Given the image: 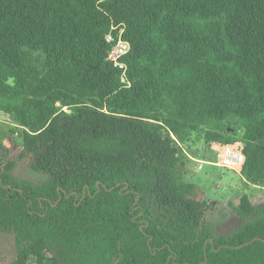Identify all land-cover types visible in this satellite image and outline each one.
Listing matches in <instances>:
<instances>
[{"label":"trees","instance_id":"obj_1","mask_svg":"<svg viewBox=\"0 0 264 264\" xmlns=\"http://www.w3.org/2000/svg\"><path fill=\"white\" fill-rule=\"evenodd\" d=\"M116 25L125 81L108 59ZM0 113L46 175L0 162L11 264H166L140 210L183 263L264 264V201L243 195L240 223L216 231L187 150L242 142L243 182L264 186V0H0Z\"/></svg>","mask_w":264,"mask_h":264},{"label":"rangeland","instance_id":"obj_2","mask_svg":"<svg viewBox=\"0 0 264 264\" xmlns=\"http://www.w3.org/2000/svg\"><path fill=\"white\" fill-rule=\"evenodd\" d=\"M17 125L3 113H0V162L7 158L15 162L14 175L33 182H40L46 178L44 173L35 171L30 166V158L24 154L22 137ZM196 137V134L194 135ZM216 143V142H215ZM242 149V142L233 144ZM221 146L207 143L204 138L189 143V180L197 186V196L206 199L213 207L204 219L215 224L216 231L229 230L237 226L241 219L234 211V206L243 195H248L253 203L264 201V186L245 184L240 167L230 169L214 165L221 157ZM193 157V158H192ZM17 256L15 236L0 232V264H11ZM43 257L53 263L51 256Z\"/></svg>","mask_w":264,"mask_h":264},{"label":"built area","instance_id":"obj_3","mask_svg":"<svg viewBox=\"0 0 264 264\" xmlns=\"http://www.w3.org/2000/svg\"><path fill=\"white\" fill-rule=\"evenodd\" d=\"M125 27L123 25H116L112 27V30H117V34L114 35L110 31L106 35V40L112 42V46L108 52V59L111 60L114 66L123 70L122 80H126V69L127 65L122 60V57L128 53L130 50V42L123 37ZM175 140H177L174 135H172ZM216 147L218 143H214ZM193 158V157H192ZM244 162V153L242 149L236 147L233 144H227L221 146V157L216 162H211L214 165L227 167L230 169L241 168Z\"/></svg>","mask_w":264,"mask_h":264},{"label":"flooded vegetation","instance_id":"obj_4","mask_svg":"<svg viewBox=\"0 0 264 264\" xmlns=\"http://www.w3.org/2000/svg\"><path fill=\"white\" fill-rule=\"evenodd\" d=\"M196 201H198V198ZM137 203L138 202L136 200L130 203V205L133 206L134 210H137ZM133 220L139 223L140 228L143 230L144 234L147 237L146 241L152 252L154 254H157L158 251H160V255L167 256L165 260L166 264H193L191 260L185 261L184 263L182 262L176 248L172 247L170 242L166 241L165 237L161 236L163 235V232H160L161 234H154L151 230H149L151 229V226H149L150 224L155 223L156 225H159L161 219L150 215V213L145 212L144 210H140L138 214L134 215Z\"/></svg>","mask_w":264,"mask_h":264},{"label":"water","instance_id":"obj_5","mask_svg":"<svg viewBox=\"0 0 264 264\" xmlns=\"http://www.w3.org/2000/svg\"><path fill=\"white\" fill-rule=\"evenodd\" d=\"M252 241H249V242H246V243H244V244H242V245H239V246H237V247H242V246H244V245H246V244H249V243H251Z\"/></svg>","mask_w":264,"mask_h":264}]
</instances>
